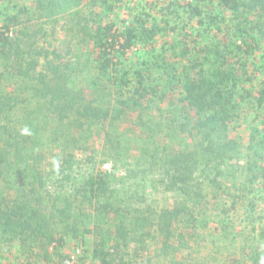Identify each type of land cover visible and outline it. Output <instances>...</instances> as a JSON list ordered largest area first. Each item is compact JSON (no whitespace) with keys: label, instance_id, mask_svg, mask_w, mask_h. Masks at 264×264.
Masks as SVG:
<instances>
[{"label":"trees","instance_id":"obj_1","mask_svg":"<svg viewBox=\"0 0 264 264\" xmlns=\"http://www.w3.org/2000/svg\"><path fill=\"white\" fill-rule=\"evenodd\" d=\"M85 1L37 0L36 3L40 19L56 20L69 13L76 14ZM108 1L90 0L94 5L105 6ZM179 3L178 0L168 3L163 10L165 16L177 17L180 12L176 8L180 7L190 22L197 21L200 37L205 38L216 29L220 33L224 31L223 38L200 47L195 56L189 48H182V43L173 44L171 61L178 59V62L166 60L165 53L169 50L161 54L152 50L145 57H141L140 51V61L132 66L124 60L128 52L138 46L147 47L168 26L173 31L178 26L171 27L172 20L166 17L163 19L166 28H149L144 20L125 30L115 29L112 24H99L85 34L99 51L98 75L93 84L99 85L104 79L110 81L115 94L127 95L121 105H128V109L134 112L143 107L145 100L162 103L171 94L170 87L179 88L182 97L178 106L159 111L167 116L166 126L172 138L184 134L191 138L190 149L170 152L152 139L150 146L142 151L143 160L136 164L145 165L149 159L155 161V166L161 163L159 183L167 191L182 195L183 203L191 201L201 213L204 206L210 205L211 195L218 196L219 191L226 190L224 186L228 180L225 178L230 176L236 179L233 187L238 192H245L232 194L233 209L243 199L249 200L254 192L264 194V130L252 128L260 141L246 169L238 163H231L238 146H231L233 142L228 139L235 129L233 122L239 117L264 116V0H189L182 7ZM228 12L232 15L229 20L225 16ZM250 15H255L254 20H250ZM17 24L16 17L10 16L0 25V81L7 76L13 79L18 102L23 107L20 115L14 114L13 96L0 91V178H8V183L18 187L15 200L5 203L4 198L0 199L1 238L9 237L7 241L20 238L22 246L38 241L41 247L53 245L57 249L65 244L64 237L57 238L59 234H70L74 238L93 234L97 239L93 257L100 264H139L121 256L119 239L160 225L159 222L152 220L150 215L143 216L140 210H125L126 191L122 197L123 191L113 187L112 173L90 172L72 179V156L67 154L63 163L46 169L40 166L38 153L51 143L62 146L67 141L74 144L75 140H69L68 134L76 127L118 120L123 111L113 115L110 107L104 109L97 100L79 92L69 62L55 64L49 60L52 52L35 46L33 39L37 32L23 31L16 38L11 36V29ZM182 60L187 62L182 65ZM251 67L253 71L250 72ZM162 70L171 71L170 77L165 83H157L158 79H163L153 74ZM256 79L259 80L257 89L254 87ZM8 114L16 116L8 119ZM139 119L142 126L160 125L156 118L151 121H143V117ZM38 120L53 124L50 135L44 137L43 142L40 136L31 132ZM107 139L112 141L110 134ZM22 143L30 144L31 153L26 156L23 168L16 171L14 164L5 161L14 152L21 156ZM116 150L121 152L117 147ZM255 167L257 169L253 170ZM241 169L247 171L248 184L239 188L236 174ZM129 172L127 178L137 177ZM249 204L248 211L257 206L253 199ZM223 206L227 207L226 204ZM227 210L223 209V213ZM112 215L130 217L127 224L112 232L106 228ZM190 215L198 219L193 212ZM84 217L91 222L87 220L85 225L89 226L81 231L78 225L84 223L81 219ZM131 239V242L135 241L134 237Z\"/></svg>","mask_w":264,"mask_h":264},{"label":"rangeland","instance_id":"obj_2","mask_svg":"<svg viewBox=\"0 0 264 264\" xmlns=\"http://www.w3.org/2000/svg\"><path fill=\"white\" fill-rule=\"evenodd\" d=\"M36 1L0 0V25L4 24L6 17H16L19 24L11 29V36L16 38L17 34L23 31L37 32L33 39L35 46L52 52L49 60L55 64L69 62L73 69L75 88L79 92L97 100L104 109L110 107L113 115L123 111L118 120L76 127L68 134L69 140H75L74 144L67 141L62 146L51 143L49 147L39 149L40 166L49 169L51 165L63 163V157L68 154L73 157L71 159L74 166L70 169L72 179L90 172L108 171L114 175L113 187L123 191L120 194L122 197L124 190L126 191V201L123 204L126 206L125 210H140L144 213L143 216L150 215L152 220L159 222L162 228L160 225L153 226L141 232L130 233L125 239H119L120 254L125 260H136L139 264H264V194L254 192L249 200L243 199L232 209V194L242 195L244 191L238 192L233 187L236 179L228 176L225 178L228 180L224 186L226 190L219 191L218 196L211 195L210 205L204 206V212L201 213L200 208H194L191 201L183 203L182 195L176 191H167L164 185L159 183L161 163L155 166V161L149 159L145 165L138 166L136 162L143 160L142 151L150 146L149 141L152 139L161 147L166 146L170 152L190 149L191 138L186 134L180 138H172L166 126L167 116H163L159 111L175 109L182 97L181 90L170 87L171 94L169 93L162 103H149V100H145L143 107L137 111L128 109L130 108L128 105L120 103L127 95L121 97L115 94L110 81L104 79L99 85L93 84L98 75L96 65L99 51L85 36L86 32L95 29L99 24H112L115 29L125 30L144 20L149 28L153 26L166 28L164 17L172 20L171 27L178 26L176 31L170 30L168 26L167 30L147 47L138 46L127 53L124 57L126 64L134 66L140 61L138 56L140 51L141 57H145L152 50L158 54L169 50L167 54L165 53L166 60L178 62V59L171 61L173 58L171 51H174L173 44L176 43H182V48H189L195 56L200 47L222 39L224 31L220 33L215 29L207 37H200L197 21L190 22L182 8H176L180 12L177 17L165 16L163 10L172 0H109L106 6L100 3L94 5L90 0H86L76 14L69 13L55 18L56 20L40 19ZM178 1L182 7L189 0ZM225 16L229 20L232 15L228 12ZM249 17L250 20H254L255 15ZM224 27L225 24L221 29ZM186 62L182 60V65ZM170 74L171 71L162 70L153 76L163 79H158L157 83H165ZM258 86L259 80L256 79L255 89ZM0 91L2 94L13 96L16 104L14 114L20 115L23 107L18 102L15 82L10 76L0 81ZM185 112L187 113V110ZM190 114L193 116V113ZM16 115L8 114L6 118L13 119ZM141 117L143 121L156 118L160 125L142 126L143 123L139 119ZM247 117L244 115L233 122L232 126L235 129L228 138L233 142L231 146H238V152L235 150L232 154L234 158L231 163H238L245 169L250 165L251 157L259 145L257 142L260 141V138L253 134L252 128L264 130V116H250L246 121ZM52 127L53 124L38 120L34 122L31 132L40 136V141L43 142V138L50 135ZM107 134H110L111 142H108ZM116 147L121 152L117 153ZM29 148L31 151L29 143H22L21 156L14 152L5 162L14 164L13 169L18 171L19 168H23L26 156L31 153ZM24 152L27 154H23ZM256 169L255 167L253 170ZM129 171L135 173L137 177L127 178ZM236 176L239 188L248 184L247 171L241 169ZM8 182V178H0V199L4 198L5 203L15 200L18 195V187ZM252 199L257 206L248 211ZM225 204L227 207L223 206ZM177 209L183 211L176 214L173 211ZM223 209L228 210L223 213ZM190 212L198 219H193ZM129 217L112 215L106 228L113 232L117 227L127 224ZM81 219H84V223L79 224L78 228L82 231L89 226L85 225L87 220L91 221L85 217ZM60 237H64L65 244L54 249L53 245L41 247L38 241L22 246L20 238L7 241L9 237L1 238L0 234V264H63L68 254L78 248L85 250L87 257L84 264H100L99 260L93 257L97 240L93 234L77 238L70 234H59L57 238ZM132 237L135 241L131 242Z\"/></svg>","mask_w":264,"mask_h":264},{"label":"built area","instance_id":"obj_3","mask_svg":"<svg viewBox=\"0 0 264 264\" xmlns=\"http://www.w3.org/2000/svg\"><path fill=\"white\" fill-rule=\"evenodd\" d=\"M85 250L83 248L77 249L68 254L63 264H84L86 260Z\"/></svg>","mask_w":264,"mask_h":264}]
</instances>
